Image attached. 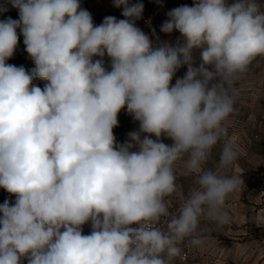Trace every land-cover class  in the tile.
Segmentation results:
<instances>
[{
    "label": "clouds",
    "instance_id": "obj_1",
    "mask_svg": "<svg viewBox=\"0 0 264 264\" xmlns=\"http://www.w3.org/2000/svg\"><path fill=\"white\" fill-rule=\"evenodd\" d=\"M6 2L19 19L0 20V188L16 199L0 204V264H176L202 249L201 220L228 224L227 199L244 186L221 170L240 155L227 121L234 85L264 57V3L193 0L160 29L182 42L154 46L136 26L141 2L113 0L124 19L100 25L80 0ZM20 35L31 72L7 63ZM122 110L139 124L123 144ZM178 165L195 179L173 211Z\"/></svg>",
    "mask_w": 264,
    "mask_h": 264
},
{
    "label": "rangeland",
    "instance_id": "obj_2",
    "mask_svg": "<svg viewBox=\"0 0 264 264\" xmlns=\"http://www.w3.org/2000/svg\"><path fill=\"white\" fill-rule=\"evenodd\" d=\"M131 3L144 4L142 17L136 21V26L147 34L154 46L161 42H169L175 46L182 42L180 33L171 34L161 32L162 24L168 19L167 13L182 5L192 6L193 0H130ZM264 3V0H261ZM122 9L113 6V0H104L94 10V17L104 20L107 16L124 19ZM11 17L19 19L18 10L7 9L0 14V20ZM153 29L155 32H153ZM18 35H19V30ZM193 66L199 67L201 60L199 51L193 53ZM94 59H100L95 57ZM106 70H111V62L107 55L103 58ZM8 64L23 66L27 71L35 67L25 51L23 36H19V43L14 56L7 61ZM187 72V65L180 67L173 79L182 78ZM36 86L44 87L45 81L36 79ZM236 97L234 112L227 121V140L233 143L240 155L234 166L226 171L229 175H241L244 186L232 194L225 204L230 222L222 227L202 219L199 231L205 237L202 249L189 248L188 264L209 260H220V264H261L264 261V57H258L250 66L247 74L235 85ZM119 126L113 129L118 143L123 144L129 132L138 129V122L129 116L126 110L118 115ZM155 139V137H152ZM165 144L172 141L164 139ZM220 147L218 145L206 165L207 168L217 170ZM177 193L171 198L175 211L183 203L189 189L194 186V176L186 175L183 166H177ZM16 197L0 188V204L5 200L14 204ZM85 235L90 234V224L83 226ZM207 263V262H206ZM212 264V262H210Z\"/></svg>",
    "mask_w": 264,
    "mask_h": 264
},
{
    "label": "built area",
    "instance_id": "obj_3",
    "mask_svg": "<svg viewBox=\"0 0 264 264\" xmlns=\"http://www.w3.org/2000/svg\"><path fill=\"white\" fill-rule=\"evenodd\" d=\"M103 1L104 0H80L81 7L88 10L90 14L92 15L94 25H100L103 22L102 20H98L97 18L94 17V10ZM0 7H6L7 9L12 8L11 4H8L6 0H0ZM2 12L4 11H0V14ZM171 206H172V210L175 211V206H174V202L172 201V199H171ZM189 250L190 249L188 247L184 248V259H182L181 261L185 262L188 259ZM261 264H264V261Z\"/></svg>",
    "mask_w": 264,
    "mask_h": 264
},
{
    "label": "crops",
    "instance_id": "obj_4",
    "mask_svg": "<svg viewBox=\"0 0 264 264\" xmlns=\"http://www.w3.org/2000/svg\"><path fill=\"white\" fill-rule=\"evenodd\" d=\"M189 258V257H188ZM207 262V263H206ZM210 262H212V264H220V260H215V261H209V260H203V261H200V262H198V261H196L195 263L196 264H210ZM189 263V261H188V259L185 261V262H183V261H181V260H178L177 262H176V264H188ZM191 264H192V262H191ZM194 264V263H193Z\"/></svg>",
    "mask_w": 264,
    "mask_h": 264
}]
</instances>
